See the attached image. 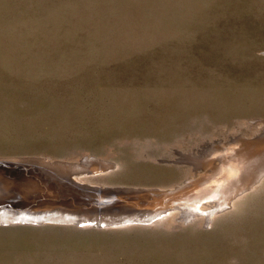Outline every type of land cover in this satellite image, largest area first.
<instances>
[{
	"label": "rangeland",
	"instance_id": "obj_1",
	"mask_svg": "<svg viewBox=\"0 0 264 264\" xmlns=\"http://www.w3.org/2000/svg\"><path fill=\"white\" fill-rule=\"evenodd\" d=\"M262 141L264 0H0V158L166 195ZM163 199L104 224L0 200L47 216L0 220V264H264V175L221 207Z\"/></svg>",
	"mask_w": 264,
	"mask_h": 264
},
{
	"label": "bare ground",
	"instance_id": "obj_2",
	"mask_svg": "<svg viewBox=\"0 0 264 264\" xmlns=\"http://www.w3.org/2000/svg\"><path fill=\"white\" fill-rule=\"evenodd\" d=\"M220 158V166H216L212 172L206 173L192 184H187L178 192L162 195L153 191H134L130 192V194L134 193L130 197L116 196L128 193L119 189L81 185V182L74 177L75 173L68 168L62 169L46 162H40L42 165L37 164L36 167H28V165H22L30 160L22 162L2 159L0 161V200L9 206L23 205L25 207L29 203L33 207L49 204L79 208L78 213L73 211L64 213L67 209L56 208L57 211L54 210L55 213L52 211L54 214L49 216H53L57 221L61 220L60 217L54 216L57 213L62 214L65 220L75 218L73 214L88 213L89 216H85L83 222H92L99 218L102 224L138 220L143 222L166 212L164 209L167 204L163 198L167 195L170 202L168 205L177 203L193 209L204 200L214 199L218 203L217 206L221 207L264 175V146H246L240 148L234 155L223 153ZM43 198H51L52 202H45ZM6 212L8 211L0 210V220L4 222L15 221L13 215H16V220L20 222L25 219L31 221L27 218L35 217L36 221H40L47 217L46 214L31 216V214L12 213L7 215ZM192 214H194L193 210L187 215L191 217ZM10 218L13 219L10 220Z\"/></svg>",
	"mask_w": 264,
	"mask_h": 264
},
{
	"label": "water",
	"instance_id": "obj_3",
	"mask_svg": "<svg viewBox=\"0 0 264 264\" xmlns=\"http://www.w3.org/2000/svg\"><path fill=\"white\" fill-rule=\"evenodd\" d=\"M2 159H3V160H6V161H10V159H4V158H0V161H1Z\"/></svg>",
	"mask_w": 264,
	"mask_h": 264
}]
</instances>
